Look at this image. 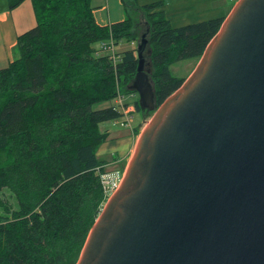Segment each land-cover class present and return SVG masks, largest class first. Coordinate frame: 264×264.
I'll list each match as a JSON object with an SVG mask.
<instances>
[{
	"label": "trees",
	"instance_id": "obj_1",
	"mask_svg": "<svg viewBox=\"0 0 264 264\" xmlns=\"http://www.w3.org/2000/svg\"><path fill=\"white\" fill-rule=\"evenodd\" d=\"M30 1L36 24L0 68V264H76L107 201L98 149L109 133L100 124L124 116L112 103L123 88L137 93V48L113 58L101 43L136 41L145 26L160 106L187 78L171 66L200 60L225 18L173 27L164 1L122 0L125 19L102 26L94 0Z\"/></svg>",
	"mask_w": 264,
	"mask_h": 264
},
{
	"label": "water",
	"instance_id": "obj_2",
	"mask_svg": "<svg viewBox=\"0 0 264 264\" xmlns=\"http://www.w3.org/2000/svg\"><path fill=\"white\" fill-rule=\"evenodd\" d=\"M155 111L76 264H264V0H239Z\"/></svg>",
	"mask_w": 264,
	"mask_h": 264
},
{
	"label": "crops",
	"instance_id": "obj_3",
	"mask_svg": "<svg viewBox=\"0 0 264 264\" xmlns=\"http://www.w3.org/2000/svg\"><path fill=\"white\" fill-rule=\"evenodd\" d=\"M140 5L164 1L161 10H164L173 27H181L192 23L202 22L214 18H226L239 0H137ZM94 16L99 25L105 26L122 21L126 17L122 0H94ZM36 24L33 4L25 0L15 9H9L5 3L0 10V68L7 66L12 60V52L17 43V37ZM134 96V94H133ZM131 106H135L131 104ZM134 111L132 112V114ZM126 133H117L115 138L121 144L113 148L115 155L122 163L126 162L135 151L145 115ZM134 142L133 147L131 146ZM123 145V146H122ZM121 148V149H120ZM120 151V152H119ZM119 154L116 157V154Z\"/></svg>",
	"mask_w": 264,
	"mask_h": 264
},
{
	"label": "rangeland",
	"instance_id": "obj_4",
	"mask_svg": "<svg viewBox=\"0 0 264 264\" xmlns=\"http://www.w3.org/2000/svg\"><path fill=\"white\" fill-rule=\"evenodd\" d=\"M5 1L6 0H0V10L2 9ZM145 32H146L145 26L143 25V26H141V29L139 30V33H138V36H139L138 40L133 41V42H122L120 44H117V51H116L117 54H120L123 51L130 49V48H137L138 44L141 42L142 37H143ZM148 48L149 47H147V49ZM147 51L145 53V58H146L145 70L150 71V76H151L154 72V67H153V65L151 63V59H150L151 48H149ZM17 56H18L17 52L15 50H13V52H12L13 59H15ZM198 62H199V60L196 61L195 59H184V60H181L177 63H174L171 66V71L176 76L188 77L194 71ZM122 91L124 93L123 99L125 102H128L130 104L135 105V102L140 99V95L138 93H135L133 96V94L128 93L125 88H123ZM112 103L121 109L118 98H116ZM109 104L110 103L101 104L97 108L105 107ZM154 113H155V111H150V110H148L144 113L146 122L143 124L142 131L146 127L148 122L152 119V117L154 116ZM128 117H131V120H127ZM141 119H142V113L137 111L136 106H134V113L132 114V116L124 115L119 120L106 121V122H103L100 124L101 130L108 132L109 135H108L107 139L105 140V142H103V144L98 149V156L100 157V159H103L105 162L106 171L104 174H107L111 178V182H113L114 184H116V183L118 184L119 182L121 184V182H122L121 179H123V176H124L126 169L129 165V161H130V159L134 153L133 152L131 157H128L126 162H124L122 164L120 161H118V159H113L111 156V155H115V151L113 150V148H115L116 146L119 147L121 144H123V143H120V141L118 142V140H117L118 138H115L116 137L115 134L126 133L127 130H132L133 126L138 124ZM139 138H140V136H139ZM133 144H134V142H132V144H131L132 147H133ZM134 149H136V148H134ZM118 155L119 154L117 153L116 157ZM120 184H119V186H120ZM6 193L8 194V192H6ZM111 195L112 194L108 195L107 200L110 198Z\"/></svg>",
	"mask_w": 264,
	"mask_h": 264
},
{
	"label": "built area",
	"instance_id": "obj_5",
	"mask_svg": "<svg viewBox=\"0 0 264 264\" xmlns=\"http://www.w3.org/2000/svg\"><path fill=\"white\" fill-rule=\"evenodd\" d=\"M101 44H102V48L103 49H105L107 51H110L113 54V58L117 57V52H116L117 51V45H116V43H115L113 38H110L108 41H104ZM119 99H120L119 102H120V104H121V106L123 108V111L125 112L126 115H129L130 108H128V107L126 108L124 106V103H123V100H122L123 99L122 96H120ZM127 120H131V117H128ZM102 183H103V188H104L105 194L107 196L110 195V194H113L116 191V189L118 188L119 184H120V182L118 184L117 183L114 184L113 182H111V178L107 174H104L102 176Z\"/></svg>",
	"mask_w": 264,
	"mask_h": 264
}]
</instances>
